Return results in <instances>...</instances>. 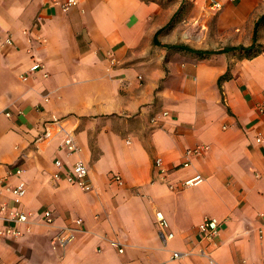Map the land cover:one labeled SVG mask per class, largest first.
Wrapping results in <instances>:
<instances>
[{
  "label": "crops",
  "instance_id": "crops-1",
  "mask_svg": "<svg viewBox=\"0 0 264 264\" xmlns=\"http://www.w3.org/2000/svg\"><path fill=\"white\" fill-rule=\"evenodd\" d=\"M64 2L0 0V230L3 208L35 216L30 233L0 235V264H207L196 253L206 247L213 264H264V27L252 46L264 0H240L234 10L77 0L64 11ZM237 46L251 47L201 53ZM58 126L79 153L65 155L60 132L46 139ZM197 146L209 149L186 156ZM78 160L89 190L66 180ZM197 174L203 182L183 186ZM21 181L17 200L6 187ZM45 209L52 224L40 221ZM156 212L174 234L165 246ZM206 218L220 222L210 243L197 236ZM68 225L75 238L63 248L53 236ZM191 246L196 254L171 258Z\"/></svg>",
  "mask_w": 264,
  "mask_h": 264
},
{
  "label": "built area",
  "instance_id": "built-area-1",
  "mask_svg": "<svg viewBox=\"0 0 264 264\" xmlns=\"http://www.w3.org/2000/svg\"><path fill=\"white\" fill-rule=\"evenodd\" d=\"M229 2L233 3L238 0H228ZM53 3L57 4L59 3V0H52ZM77 4V0H66V2L60 4L62 10L67 11L73 6ZM222 4L219 1L210 0L209 7L211 10H219L221 8ZM6 42H10V40H6ZM40 68V65L38 63H34L29 71L35 72ZM258 110L260 112H264V103L260 104L258 107ZM163 115H166V113H163ZM58 130H53L52 128H49L45 132L46 139L53 138L57 133H62L63 139H62V148L66 156H70L73 154H77L80 152V147L76 143L75 137L71 132L65 131L62 127L58 126ZM257 142L261 141V137L258 136L256 139ZM209 149L208 146H197L193 149L186 150L185 154L186 156H199L205 152H207ZM54 164L57 167H60L62 164V161L60 158H57L54 162ZM187 163H184V166H186ZM154 168L158 175L164 176L168 169L166 168L163 160L161 158H156L154 160ZM21 172V169L19 167L14 168V173L19 174ZM66 180L70 184H77L79 185L83 190H89L91 188L90 180H89V170L87 166L81 161H76L71 170L66 175ZM110 180L112 183H115L117 185H122V177L118 173H112L110 176ZM204 181V178L197 174L192 178H189L183 182V186H194ZM7 191H10L17 200L21 199L25 192H26V185L24 182H18L13 187H6ZM6 213L3 216L4 221L6 222L5 228L0 230V235L6 236L9 238H17L20 236H23L25 234H28L31 232L32 224L35 221V216H33L31 213L20 211V210H7L3 208ZM40 221H42L44 224H52L54 221L53 214L51 210L45 209L40 214ZM260 217V224L257 228V233L259 236V239L264 242V212H261L259 214ZM155 221L157 225L158 230V237L161 241V243L165 246L168 241H170L174 234L169 229V224L162 213L156 212L155 215ZM82 223V220L80 218H77L73 221L72 224L76 226H80ZM220 226V222L215 218H206L204 219L197 227V236L199 239V242L207 241V243H210V241L213 240V238L217 235L218 229ZM75 232L76 230L68 225L65 227H62L54 236L53 240L57 243L60 247H67L69 246L74 238H75ZM113 246L118 247V242H112ZM194 249H196V246L189 247L186 252H177L174 251L172 253L171 258L173 260L181 259L182 257H189L194 254H198L199 256L205 258L207 260V264H213L214 261L211 258V255L206 248H199L198 252L194 253ZM119 251H122L119 249Z\"/></svg>",
  "mask_w": 264,
  "mask_h": 264
},
{
  "label": "trees",
  "instance_id": "trees-1",
  "mask_svg": "<svg viewBox=\"0 0 264 264\" xmlns=\"http://www.w3.org/2000/svg\"><path fill=\"white\" fill-rule=\"evenodd\" d=\"M261 27H264V15H262L258 20L257 22L255 23L254 25V31H253V43H252V46L253 44L256 42V39H257V32L258 30L261 28ZM166 48H169V49H184V50H188V51H193L192 49L186 47V46H183V45H165ZM251 47V46H250ZM250 47H243V46H237V47H224V48H221V49H218V50H211V51H202L201 53H204V54H221V53H228V52H232V51H241V50H247L249 49ZM228 73L224 74L223 76H221L219 79H218V82L222 81L223 79H226L228 78Z\"/></svg>",
  "mask_w": 264,
  "mask_h": 264
},
{
  "label": "rangeland",
  "instance_id": "rangeland-1",
  "mask_svg": "<svg viewBox=\"0 0 264 264\" xmlns=\"http://www.w3.org/2000/svg\"><path fill=\"white\" fill-rule=\"evenodd\" d=\"M168 1H169V5H174L175 0H168ZM209 2L210 0H182V3H180L178 10H211L209 9ZM222 2H225V1H222ZM239 3H240V0L233 2V3H227V4L225 2L219 10H225L228 4L234 10V8L237 7ZM189 24L190 23L185 22L184 23L185 28L187 27L189 28L190 26Z\"/></svg>",
  "mask_w": 264,
  "mask_h": 264
}]
</instances>
